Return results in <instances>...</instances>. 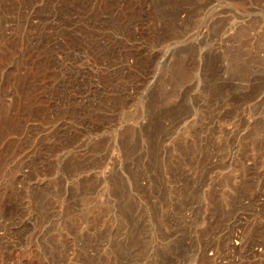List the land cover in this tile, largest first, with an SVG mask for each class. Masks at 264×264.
<instances>
[{
  "label": "rangeland",
  "instance_id": "1",
  "mask_svg": "<svg viewBox=\"0 0 264 264\" xmlns=\"http://www.w3.org/2000/svg\"><path fill=\"white\" fill-rule=\"evenodd\" d=\"M0 264H264V0H0Z\"/></svg>",
  "mask_w": 264,
  "mask_h": 264
}]
</instances>
